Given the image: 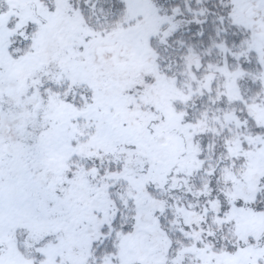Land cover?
Segmentation results:
<instances>
[{"label":"snow or ice","instance_id":"1","mask_svg":"<svg viewBox=\"0 0 264 264\" xmlns=\"http://www.w3.org/2000/svg\"><path fill=\"white\" fill-rule=\"evenodd\" d=\"M0 264H264V0H0Z\"/></svg>","mask_w":264,"mask_h":264}]
</instances>
